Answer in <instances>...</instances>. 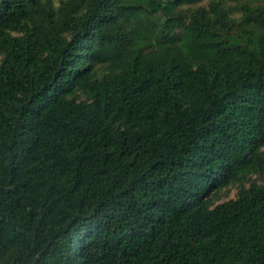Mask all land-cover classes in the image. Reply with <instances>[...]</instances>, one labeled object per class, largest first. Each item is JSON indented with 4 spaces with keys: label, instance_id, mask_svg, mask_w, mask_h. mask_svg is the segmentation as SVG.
Returning <instances> with one entry per match:
<instances>
[{
    "label": "trees",
    "instance_id": "trees-1",
    "mask_svg": "<svg viewBox=\"0 0 264 264\" xmlns=\"http://www.w3.org/2000/svg\"><path fill=\"white\" fill-rule=\"evenodd\" d=\"M263 147L264 0H0V264H264Z\"/></svg>",
    "mask_w": 264,
    "mask_h": 264
},
{
    "label": "rangeland",
    "instance_id": "rangeland-1",
    "mask_svg": "<svg viewBox=\"0 0 264 264\" xmlns=\"http://www.w3.org/2000/svg\"><path fill=\"white\" fill-rule=\"evenodd\" d=\"M52 2V4L54 6H57L58 2L60 0H50ZM204 3V2H203ZM202 3L200 4H197V5H193L191 6L190 8H194L198 5H201ZM235 16L237 17L238 14H235ZM262 150L264 151V147L262 148ZM254 182L255 184H261L264 182V179H259L258 177L256 176H250L248 177V179L246 180V183L244 184L245 187H247L248 185H250V183ZM237 188H238V185L235 184L233 186H230L220 192H218L214 199H213V204H218V203H221V202H224V201H227L229 199H234L235 198V195H236V191H237Z\"/></svg>",
    "mask_w": 264,
    "mask_h": 264
}]
</instances>
